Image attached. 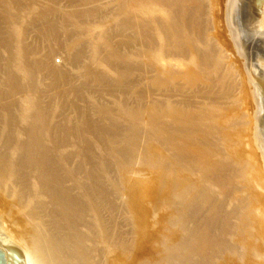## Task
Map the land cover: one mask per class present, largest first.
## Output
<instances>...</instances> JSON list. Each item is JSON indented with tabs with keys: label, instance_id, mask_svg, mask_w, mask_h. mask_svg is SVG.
Here are the masks:
<instances>
[{
	"label": "bare ground",
	"instance_id": "1",
	"mask_svg": "<svg viewBox=\"0 0 264 264\" xmlns=\"http://www.w3.org/2000/svg\"><path fill=\"white\" fill-rule=\"evenodd\" d=\"M263 1L0 0L1 245L264 264Z\"/></svg>",
	"mask_w": 264,
	"mask_h": 264
},
{
	"label": "water",
	"instance_id": "2",
	"mask_svg": "<svg viewBox=\"0 0 264 264\" xmlns=\"http://www.w3.org/2000/svg\"><path fill=\"white\" fill-rule=\"evenodd\" d=\"M262 3H264V1ZM260 83L264 86V82L260 81ZM0 247H3L6 250L5 253L2 249H0V264H25V257L19 249L14 247H4L1 243ZM6 258L10 261H6Z\"/></svg>",
	"mask_w": 264,
	"mask_h": 264
},
{
	"label": "rangeland",
	"instance_id": "3",
	"mask_svg": "<svg viewBox=\"0 0 264 264\" xmlns=\"http://www.w3.org/2000/svg\"><path fill=\"white\" fill-rule=\"evenodd\" d=\"M249 20H250V18H249ZM256 21L258 22V19ZM257 22L249 23V21H248V25H250V26H247L248 29L246 30L249 34L254 35V39H258L264 33V29H262L260 27V25L257 24ZM250 51L253 53V55L251 57L254 58V52L252 51V49H250ZM263 51H264V48H263ZM54 61L56 64H62L63 60H62V57L56 56Z\"/></svg>",
	"mask_w": 264,
	"mask_h": 264
}]
</instances>
